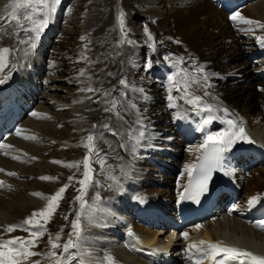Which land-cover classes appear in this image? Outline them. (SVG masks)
Listing matches in <instances>:
<instances>
[{
  "label": "bare ground",
  "instance_id": "6f19581e",
  "mask_svg": "<svg viewBox=\"0 0 264 264\" xmlns=\"http://www.w3.org/2000/svg\"><path fill=\"white\" fill-rule=\"evenodd\" d=\"M116 1L115 12L120 11L119 6L124 5L122 0ZM167 1L169 3L165 4L163 8H160L162 0L160 3L146 2L145 7L147 9H145L146 11L149 9L156 11V23L160 30L181 35L189 52H185V47H183L184 50H178L182 55L179 58L174 56L178 60V69L180 70V75L176 76L175 71L173 72L164 59L173 54L159 45V35L155 39L156 43L153 41L154 38H147L151 45L154 44V47L152 46L154 51L150 71L157 78L155 80L163 82V89L159 90L160 87L154 85L156 81L153 79L154 77H149L148 73L136 77L134 71H129V76L123 70L121 74L123 82L115 77L118 81L117 91H119L115 99L119 102V106H123L122 101L126 93L131 98L130 108L135 105L134 116L137 119L138 133H135L132 145L129 143V132L125 129L135 126L133 121L130 123L128 122L130 120H124L125 122L118 127V121L117 123L113 121L114 114L107 115L110 119L100 118L103 119L101 121H106L108 125L118 131L119 135H113L106 128L103 129L106 130L105 133L102 132L101 121L98 117L91 121L90 129L96 131L95 141L101 145L103 150L113 155L110 157L114 165L112 166L117 168L118 176L129 190L135 193L139 201L131 205L129 200L131 201L132 198H127L123 191L102 194V197L108 199L112 205L110 204L108 213L104 210L106 212L104 214L90 216L91 213H89L86 216L88 225L86 231L79 236L75 252L82 259V264H122L121 262L123 264L152 262L173 264L175 258L173 257L174 252L171 250L176 248L177 244L179 246L180 241L184 242L183 251H180V254L185 255V264H190L188 260L196 263L200 260L202 264H211L213 261L210 255L205 257L197 249L189 248V245L198 244L200 241L222 242V247L244 249L261 256L264 253V91L261 90L264 89V61L262 60L264 56L263 58L259 57L260 54L264 55V43H261L260 39L264 37V29L239 21L233 22L230 19L234 14L237 2L240 0H220L221 5L219 0H215V2L210 0ZM10 3V0H0V17L7 19L9 15L4 9ZM101 3L104 5V9L100 10L97 17H101L99 21L103 22L110 18L108 6L111 5L112 0ZM156 5H159L158 9L155 8ZM241 15L245 18L264 22V0H257L248 4L241 11ZM104 23L105 26L109 25L108 22ZM169 23H172L173 28H169ZM20 31V28L16 27L15 24L7 26L5 31H0V49L9 48L11 50L5 54L4 66L0 68V79L4 80V83L0 84V97H6L4 99L9 102L13 101L12 97H9L13 93L12 89L22 88L17 85V82L22 79L29 81L23 85V89L28 88V93L39 98L40 87L33 83L38 80L37 76L44 68L42 65L44 62L43 55L47 50H50L48 40H53L51 39L53 27H51L46 32L41 33L39 39L35 41L36 47L33 49L30 38L34 37L35 34L33 32L23 34ZM235 31L239 34H246V38H240L241 35L238 36ZM71 39V42L66 43L65 48L61 47L63 51L65 50V55L70 56L69 61L66 64L64 60L58 61L62 64L60 71L63 80L59 79L56 60H52L54 66L52 68L57 72V76L53 78L56 80L53 87L56 86V88L45 87V92L50 96L45 103L54 104L58 109H63L66 103L60 102L61 97L56 94L51 95L49 91L55 89L56 93L63 89L67 92L66 94L73 95L76 100L74 101L78 103L80 100L82 101V97L86 93L81 89L86 88L89 80L86 71L88 69L84 68L86 63L83 58L86 56L85 39ZM20 41L27 42L21 43ZM142 48L144 52L149 51L148 48ZM59 53L62 57L65 56L61 52ZM249 56L258 60L260 66H253L255 63L252 64L248 59ZM140 58L143 62L141 55ZM125 60L124 57L122 62H126ZM119 61L120 58L117 62ZM141 62L137 59V68L141 66ZM181 66H183L182 70ZM194 69L195 71H193ZM256 69H260V71L255 73ZM81 71L84 72L83 75L80 74ZM181 72L187 73L190 79L195 78L196 81L204 85V88L200 87L196 90L199 92L198 95L203 96L207 104L213 105L216 109L226 108L229 114L226 115L223 111L216 110L212 113L201 111L197 115V109L192 110L187 103L180 101V92L178 90V93L175 92L172 81L173 79L177 81L176 78L178 77L184 79ZM63 73H69L72 78L65 79ZM204 77L207 78L206 81ZM108 82H111L109 77ZM139 89H143V91H139ZM21 91V89L18 90L20 94L19 99H17L18 103L7 106L4 111L0 110V125L3 128L0 131V145L12 146L0 148V169L4 170L0 171L2 173V175L0 174V181L4 182L3 186H0V204L7 205L12 198L10 195L15 194V191L6 192L7 183L10 184L11 181L20 183L21 179L18 176L28 168H36L37 173H33L35 176L33 178L38 179L37 181L29 177L25 187L21 184L16 186L22 187V189L27 188L26 194L28 196L25 198L29 207H41L43 198L48 196L55 183L54 178V180H43L41 177H50L52 168L55 173L60 168L72 172L74 169L66 166L71 164L66 161L68 155L64 162L60 161L62 163L54 162L59 160H51L45 165L40 164L39 167H35L33 158L37 157V151L42 152V155H38V157L44 156L42 146L45 142H37V136L39 131H46L47 133L49 131L50 125L43 123V120L48 117V107L42 102L35 109L33 104L26 108V100L23 99V92ZM170 97L174 99H170ZM169 105L174 110H167ZM82 107L76 105V108ZM32 108L33 111L30 110ZM20 112L22 115L23 112L26 113L24 116L27 115L28 118L24 121V117L17 120L16 116ZM87 113L94 116L89 111ZM89 114L88 116L92 118ZM208 115L213 116V120L201 127L204 118ZM129 117L131 118L130 114ZM13 119L17 122L15 125H10L11 128L6 131L7 133H4L3 131L9 127L8 121ZM228 120H233L237 127H243L252 142L238 140L230 150L223 152L219 165L214 166V172H212L207 187L214 191L215 185L218 183H222L221 186L224 187V183L230 181L235 186V190L228 187L224 188L228 192V198L233 196V199L226 201L220 198L218 202H212L210 210L203 212L202 217L196 219V223L184 221L182 213L177 214L175 212L178 208L179 198L194 173L199 174L201 165L205 166L208 159L214 156V151L211 154L208 153L212 149V145L216 144L210 142L208 137L229 130ZM75 124L77 123L75 122ZM84 125L80 124L78 127ZM94 125L97 126L95 129H93ZM17 130H19V134H17ZM141 132H143V136L140 135ZM122 144L125 147H121ZM116 145H118L117 148ZM109 146L116 148L115 151L111 153ZM65 148L73 149L70 145H66ZM23 153L34 157L23 160ZM44 157L49 158L48 156ZM161 162L165 164L164 169ZM187 165H196L191 176L185 170ZM9 172L16 173L13 175L16 180L7 174ZM146 174L154 183L153 185L142 180V176ZM94 180L92 177V181L90 180L84 187L85 190L81 192L82 199L90 198L93 194H99L96 188L97 184H95L96 180ZM241 190H244L243 195ZM33 193H41L42 195L36 196ZM239 196L244 197L242 205L239 204ZM253 196H259L260 199L254 206H250L248 202ZM217 197L216 194L215 198ZM172 198L176 199L175 203H172ZM148 200L151 201V204L147 203ZM235 201L238 204L232 206ZM27 205L23 208L25 209ZM215 205L219 208H213ZM226 205H228L227 208ZM145 206V211L140 209V207L144 209ZM223 208L224 212L222 213ZM204 213L206 214L203 215ZM14 214L11 216L8 212L0 210V226L4 227L9 224L12 217L15 216ZM96 216L98 217L96 218ZM98 219L112 221L111 224L114 228H97L96 225L102 227L107 224V222L98 221ZM193 224H199V228L202 229L201 235H197L199 228L196 225L194 229H191ZM128 226L133 227L137 233L136 236L132 237L127 233ZM168 227L171 230L170 234L167 235L169 237L163 241V237L160 236V228ZM185 232L189 234L187 239L183 236ZM201 247H206V245ZM179 248L181 249V247ZM217 257L214 264L223 258L222 255ZM69 258L67 256L65 262L74 264ZM227 264H239V262L228 260Z\"/></svg>",
  "mask_w": 264,
  "mask_h": 264
},
{
  "label": "rangeland",
  "instance_id": "374dc122",
  "mask_svg": "<svg viewBox=\"0 0 264 264\" xmlns=\"http://www.w3.org/2000/svg\"><path fill=\"white\" fill-rule=\"evenodd\" d=\"M72 1L73 2L71 3L70 2L67 3L62 10L57 5L56 8L58 7V9H56L55 13L50 18L48 26L43 30V32H46L48 29L53 27V31L51 34V39L53 40L52 41L48 40V44L50 45L49 46L50 50L49 51L47 50L45 52V55H43L44 62L42 63V65L44 66V68L42 69L43 71L42 73L44 74V78L41 80L40 88H42V90L39 95L40 98L39 104H41L42 102L44 104L45 101H47V99L50 97L49 95H47V92H45V87L51 88L56 82V80L53 79L57 76L56 70L52 68L54 60H56L55 64H56V69L58 71L59 79L63 80L61 79L62 74L60 71V69L62 68L61 66L62 64L58 61L64 60L65 64L66 62L69 61L70 56L69 57L68 55L66 56L64 53L65 50L63 51L62 48H65L64 46L67 45L66 43L71 42L72 40L71 38H73V40H77L78 38L86 37L84 43L86 47L87 57L85 56L86 59H84L86 63L84 68L88 69L86 71L88 72V76H89L88 85L86 86V88L92 87L94 89H98L99 91L95 93L86 91L84 97H82L83 98L82 101L80 100V102L78 103L75 102L76 100L73 95L66 94L67 92L64 91L63 89L58 90L56 93H55V89L53 91L52 90L49 91V94L51 95L56 94L58 97H61L60 102L66 103L63 109H58V107H56L54 104L45 103V105L48 107L47 108L48 117L43 120V123L44 125L49 124L50 127H49V131L47 130L48 133L46 131H39V135L37 136L38 137L37 142L38 141H41V143L45 142L43 143L44 146H42V150L44 156H48L49 158H46L44 156L38 157V155H42V152L38 150L37 157L23 153L22 159L27 160L34 157L35 159L33 158V160H35V162L34 161L33 162L35 163V167H37L40 164L45 165L48 161L51 160H59L64 162L65 157L68 155L66 161H69V163L71 164L73 163L79 164V167L78 168L73 167L74 169L73 172L65 171L62 170L61 168L56 173L55 171H53L54 170L53 168L51 170V173L48 172L50 173L49 174L50 177L55 179V183L53 185V188L51 189V192L48 193V196H45L44 197L45 199L43 198L42 206L29 207L27 205L25 198L28 196L26 194L27 188L22 189V187L18 186L21 189L20 190L16 186L18 184H21L22 186L25 187V184H27L26 180H28L29 177L37 181L38 179L33 178L35 177L33 173L34 172L37 173L36 168L35 169L28 168L23 174L18 176V178L21 179L20 183H18V181L17 182L11 181L10 184L7 183L6 185L7 186V188L5 189L6 192L15 191V194L12 193L10 195L12 198L11 201L7 203V205L5 204L6 207L0 204V210L8 212L9 215L11 216H13L14 212L17 213H15L14 214L15 216L12 217L13 221L11 220L9 224H7L4 227L0 226V239L7 240L15 237H22L26 241L29 239L35 240L36 246L34 247L29 246V250L37 253V255L30 256L27 258V260H22V264H37V262L38 264H57V261L65 260L67 256L71 258L69 259L71 260L72 263L82 264L83 261L79 257V254H75L77 247L75 249H70L69 253L67 254L62 252V246L69 240V238L74 239V237L76 236L72 224L76 221L74 220V218L77 216V214L78 217L81 216V219L79 218V222L81 225L80 234H82L86 231V227L88 225L86 223V218H87L86 216L89 213H91L90 214L91 216V215H97V214L99 215L109 212L110 209L109 207L112 205V203L110 201L108 202V199L103 198L102 194L104 193L110 194L113 192L118 193L119 191H123V193L127 198L129 197L130 199L132 198L134 200V202L132 199L131 201L129 200L131 205H134V203L139 201L135 193L133 191H130L129 188L125 185L124 181L120 178V176H118L119 173L117 172V168L113 167L114 166L113 162L110 159V157H112L113 155L103 150L101 148V145L98 144L94 139V142L92 143H94L96 149H99V154L97 155L95 150L91 152L93 153L92 165L95 170V175L97 178V180L95 179L96 181L95 180L94 181L95 184H97L96 188L98 189L99 194H93L90 198H88L84 202L83 207L78 209L79 200L77 199V197L81 196V192L84 189V187H82L78 183V181L83 179L84 158L86 156V155L84 156V154L86 153V151H89V147H86L85 145L90 143L87 139L89 135H93L94 137H96L95 136L96 131H92L90 129L91 128L90 124L91 121L95 120L94 118L96 117H98L100 121L103 120L100 119L102 117L108 118L107 117L108 114H114L113 121H115L116 123L118 121V127L123 122H125L124 120H130L128 121L130 123L131 121H133L132 123L135 124L136 127L133 126L125 129V131L129 132L130 135L129 143L130 145H132L134 143V137L136 135L135 133H138V125L136 124L137 119L134 116L135 108L134 107L130 108L131 98L130 96L127 95V93L124 97V100L122 101L123 106H119V102L115 99V96H117V93L119 92L117 91L118 89L116 87L118 81L115 79V77H118L119 81L121 82V80L123 81V79L121 78V74L123 70L127 72L129 76H130L129 71L132 70L134 71V76L136 77L143 76L146 73H148L149 77L151 78L154 77L153 78L154 80L157 79L151 73L150 67L148 68L147 66L151 64L153 61L154 44L151 45L149 43L148 40L149 36L146 33L145 29H147L148 32L151 33V37L154 38L153 41H155V43H156L155 39L159 35L160 37L159 45L167 51L168 49H170L169 50L170 54H173L172 48L176 47L179 50H184L183 47H185L181 35L179 36L178 34L169 33V31L163 32L162 29L160 30L157 27V23H156L157 17L155 16L156 13L155 10L149 9L148 11H146L147 9V7H145L146 2L160 3V0H122L124 5L119 6L121 10L120 11L117 10V12H115L117 1L112 0L111 5L108 6V10L111 14L110 18L106 19V21L103 22L99 21V18L101 19V17H97V15L102 8L104 9V5H102L101 2L105 3L108 0H72ZM168 3L169 2L167 0H162V2L160 3V8L161 7L163 8L164 5ZM219 4L221 5L220 0H219ZM155 8L158 9L159 5H156ZM20 11H21V15L19 17L20 20L22 22L27 23L26 21H24V14H26L28 10L22 9ZM121 13H123V17H121ZM9 19H11L10 16H8L7 19L5 18L0 20L1 22L0 28H4L8 24ZM121 20H123V27L121 25ZM104 22H108L109 25L105 26ZM171 25L172 23H169L168 25L169 28H173V26ZM20 30H21L20 33L23 34L30 32V31H25L23 29ZM129 41H131V43H129ZM177 41H179V43H177ZM52 47L53 48L55 47V49H53ZM142 47L148 48L149 51L147 52L142 51L143 50ZM185 50H186L185 52L187 53L189 52L186 47ZM59 52H61L65 56L62 57V55ZM66 52H68V49H66ZM140 55L142 56L143 62H141ZM174 56L178 58L180 57L176 55L175 49H174V54L172 56L165 57L164 59L167 62L168 66L171 67L173 72L175 71V73H177L178 76V74L180 75V70L178 69L179 63ZM124 57L126 59L125 60L126 62H122V59ZM119 58L120 61L117 62ZM261 58H263V56ZM137 59L141 62V66H139V68L136 67ZM145 69L147 71H144ZM193 71H195V69ZM181 74L183 76L182 72ZM185 75L183 76L184 79L189 78L187 74ZM63 77L65 79L72 78L69 73H63ZM108 77L109 80H111L110 83L108 82ZM180 79L183 81L181 77L179 78V81ZM191 80L196 81L195 78ZM155 81L156 82H154V85L157 86L158 88L160 87L159 90L163 89L164 86L162 85L163 82L162 83L158 82V80ZM180 82L177 81V84H175L176 86L173 85V88L174 90H176L175 92L177 93H178L177 89L180 88L182 85ZM201 85L202 84L199 82L192 83L191 87L189 88V91L191 92V89L194 87L192 89V92L194 93L196 91L195 94L197 93L198 95L199 92L196 90V88H200V87L204 88V85L202 86ZM53 88H56V86H54ZM179 92H180V101L182 100V102L186 104L185 100L181 99V97L183 96V91H179ZM89 97H91V99H89ZM76 105H81L83 107L76 108ZM113 105H115V107H113ZM35 108L36 106L34 107V109ZM105 109H112V110L105 111ZM169 109L174 110V108L171 107L170 105L167 107V110ZM88 111L90 113H93L94 116L87 113ZM117 113H119V115H117ZM88 114L92 116V118L89 117ZM129 114L131 115V118L129 117ZM121 117L123 118L121 119ZM26 118L28 117L26 116L25 119ZM75 122L79 125L80 124L82 125L85 124V125L83 127H78L79 125L77 124L74 125ZM100 123L102 127L101 130H103L104 129L103 126L107 124V122L101 121ZM93 129H95V127ZM105 131L106 130H103L102 132L105 133ZM66 145L72 146L73 149L72 148L71 150L66 149L65 148ZM117 146L118 145H116V148ZM116 148L111 147L110 148L111 153L115 151ZM101 160L104 161L103 164H101L100 162ZM161 165H163L162 167L164 169V165H165L164 162H161ZM0 174L2 175V173ZM11 177L15 178L12 175ZM70 177H72L71 180L69 179ZM142 177H143L142 180L144 182L147 183L149 182L152 185L154 184L152 183V181H150V178H148L147 174L143 175ZM66 185H67L66 190L62 194V198L59 199L58 201V207L55 208L51 216L47 220L39 216L34 218V220L38 222V225H42L43 227L24 224V221L27 220L32 215L33 212H39L41 210L46 209L48 203L50 202V197L54 195L61 187H64ZM243 191L244 190H241L242 195H243ZM102 201L103 203H101ZM242 203L243 201L240 200L239 204L242 205ZM26 205L27 207H25L24 209L23 206ZM163 205L166 206L165 204ZM97 217L98 216H96V218ZM98 221H102L105 223L109 222V224H106L105 226L102 227L100 225L99 226L96 225L97 228L99 227L107 228V229L114 228L112 227L111 224L112 221L110 220L108 221L106 219L104 220L98 219ZM15 223H17L16 225H19V227H17L15 231L8 233L6 231L7 227L9 225H15ZM195 225L198 226L199 224H193L191 229L192 228L194 229L196 227ZM160 229H161L160 236L163 237L162 238L163 241H166L169 237L167 235H169L171 231L170 227L160 228ZM34 231H42L43 235L38 238L33 237L31 235V232ZM201 234H202V229L199 228L197 231V235L199 236ZM57 236L60 237L59 240L56 239ZM50 241L60 244L61 248L53 249L51 247ZM176 246L179 247L178 244ZM53 251L58 253V255L55 257L51 256V253ZM175 252L173 253V256H177V254L180 252V248L178 249L177 253ZM175 259L177 258L175 257ZM65 264L67 263L65 262ZM89 264H94V263H89Z\"/></svg>",
  "mask_w": 264,
  "mask_h": 264
},
{
  "label": "snow or ice",
  "instance_id": "6c2138e0",
  "mask_svg": "<svg viewBox=\"0 0 264 264\" xmlns=\"http://www.w3.org/2000/svg\"><path fill=\"white\" fill-rule=\"evenodd\" d=\"M61 0H11V3L6 5L4 11L8 13V15L11 17V19L8 20V25L10 26L12 24H15L16 27L23 29L25 31H30L35 33V36L30 38L31 39V47L34 49L36 47L35 41L39 39L42 31L48 26L49 20L52 17V15L56 11V6L59 5ZM10 9V11H9ZM22 9H27V13L24 14V21L22 22L20 20V15ZM121 17H123V13H121ZM0 19H4V17H0ZM230 19L233 22H242L247 25H255L256 27L260 29H264V22L256 21L250 18H245L241 15V13L236 12L234 13ZM121 25L123 27V20H121ZM0 28V31H5L6 27ZM146 33L149 36V39H151V33L148 32L147 29H145ZM81 39H86V37H81ZM261 43H264V37L260 38ZM21 43H26L27 41H20ZM131 43V41H129ZM179 43V41H177ZM11 50L9 48H3L0 49V68H3L4 64L3 61L6 58L5 54H8ZM86 59V57H83ZM150 67V64L147 65ZM81 75L84 74L83 71L80 73ZM111 75V74H109ZM206 81V77H204ZM123 82V81H122ZM4 83L3 79H0V84ZM173 85L177 84V81L173 79L172 81ZM192 83H198V81L191 80L189 78H185L181 87L178 88V91H183V96L181 99H184L185 102L188 105H191L193 109H197V115L200 114L201 111L205 113H212L213 111L219 110L223 111L226 115L228 113V109L226 108H220L216 109L213 105L207 104L203 96L197 95L193 92L189 91V88L191 87ZM264 91V89H261ZM81 91H87V92H97L98 89H94L92 87H88L86 89H81ZM139 91H143V89H139ZM207 94V93H205ZM106 95V93H105ZM91 99V97H89ZM170 99H174L173 97H170ZM115 107V105H113ZM132 107H135V105H132ZM112 109H105V111H111ZM33 115H36V113H33ZM119 115V113H117ZM123 117H121L122 119ZM213 120V116L208 115L204 118L202 122L203 125H207L211 123ZM227 123L229 124V130L225 132L217 133L213 136H209L208 140L210 142H214L217 147L213 150L214 156L213 159L215 161V165H219L220 160L222 159V153L225 151H228L231 149L233 144H235L238 140H247V142L251 143V139L247 136L245 129L243 127H237L236 123L233 120H228ZM94 127H97L94 125ZM106 128L109 132H111L113 135H119L120 133L112 128L111 125L105 124L103 126ZM17 134H19V130H17ZM141 136H143V132L140 133ZM28 138H34V137H28ZM89 144L85 145L86 147H89V151L92 152L95 150L96 154H99V149L95 148L94 139L95 137L93 135L88 136ZM11 145H0V148H10ZM121 147H125V145H121ZM35 159V158H34ZM55 163H62L60 161H54ZM101 164L104 163L103 160L100 161ZM214 165V166H215ZM67 167H79V164L73 163L66 165ZM84 166L87 169L84 172V178L79 180L78 183L82 187H86L87 182L91 180L90 173L92 172V169L89 164L88 158L84 161ZM214 166H204L201 165L200 172H199V179L196 180L195 184L190 180L188 187L185 189L186 192H188V196L184 198L194 199L197 200L199 196L207 191V185L208 181L211 179L212 172L214 170ZM196 167V165H187L186 171L189 173V176H191L192 170ZM0 171H4L3 169H0ZM8 175H16V173H7ZM43 180H50L53 179L52 177H41ZM70 180L72 177L69 178ZM4 182L0 181V186H3ZM10 187V186H9ZM66 186L61 187L54 195L50 197V202L48 203V206L46 209L41 210L39 212H33L32 215L24 221V224L26 225H32V226H39L43 227L42 225H38V222L34 220L35 217L39 216L47 220L56 207H58V201L62 198V194L66 190ZM33 195L41 196V193H33ZM78 200L82 201V197L78 196ZM260 199L259 196H253L249 200V205L254 206L258 200ZM83 201H82V207H83ZM19 227V225H9L6 229L8 233H11L16 230V228ZM74 233L77 237V240L80 236L81 231V225L79 222V217H77L76 221L72 224ZM197 227H200L199 225ZM31 235L33 237H40L43 235L42 231H34L31 232ZM132 235V233H130ZM183 236L185 239L188 238L189 234L187 232L183 233ZM57 240L60 239L59 236L56 237ZM77 240H74L72 238H69V240L62 246V252L63 253H69L70 249H75L77 247ZM51 247L53 249L61 248V245L55 242H51ZM222 242L217 243H211L208 241H200L198 244H191L189 245V248H195L197 251L203 253L205 257L211 256L213 260H216L217 256H223V258L219 261H216V264H224L225 260H235L238 261L239 264H264V256L254 254L251 251L239 249L235 247H222ZM202 245H206V247H201ZM29 246H36L35 240L29 239L25 240L22 237H15L12 239L2 240L0 239V264H22V260H27L28 257L37 255V253L32 252L29 250ZM58 253L53 251L51 253V256L55 257ZM38 264V262H37ZM57 264H65V260H59L57 261ZM197 264H202L200 260L197 261Z\"/></svg>",
  "mask_w": 264,
  "mask_h": 264
},
{
  "label": "water",
  "instance_id": "95a60500",
  "mask_svg": "<svg viewBox=\"0 0 264 264\" xmlns=\"http://www.w3.org/2000/svg\"><path fill=\"white\" fill-rule=\"evenodd\" d=\"M86 158H88V160H89V164H90V158H91V156L89 155V154H87L86 156H85V158H84V161H85V159ZM87 169L85 168V166H84V172L86 171ZM92 174H93V171L90 173V175H91V180H92ZM89 182V181H88ZM87 182V183H88Z\"/></svg>",
  "mask_w": 264,
  "mask_h": 264
}]
</instances>
